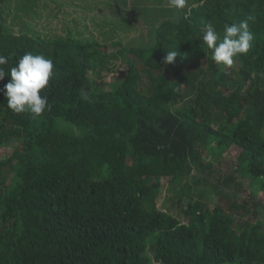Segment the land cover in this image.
Instances as JSON below:
<instances>
[{
	"label": "trees",
	"instance_id": "trees-1",
	"mask_svg": "<svg viewBox=\"0 0 264 264\" xmlns=\"http://www.w3.org/2000/svg\"><path fill=\"white\" fill-rule=\"evenodd\" d=\"M9 2L0 0V14ZM187 4L152 20L151 46L117 50L127 71L109 91L90 73L109 70L110 46L17 34L0 22V54L11 57L0 66V149L21 144L0 160V264H264L258 220L235 227L204 192L185 221L157 207L162 179L171 199L192 189L194 172L212 165V142L232 149L264 190V0ZM246 18L252 48L217 65L203 32L211 24L222 37L225 24ZM170 50L179 55L165 65ZM26 52L54 62L42 92L51 108L38 117L12 111L3 94Z\"/></svg>",
	"mask_w": 264,
	"mask_h": 264
},
{
	"label": "rangeland",
	"instance_id": "rangeland-1",
	"mask_svg": "<svg viewBox=\"0 0 264 264\" xmlns=\"http://www.w3.org/2000/svg\"><path fill=\"white\" fill-rule=\"evenodd\" d=\"M59 1L61 3H52L50 0H12L3 5L0 22L5 29L12 28L17 34H40L43 38H51L50 41L66 36L80 39L83 44L110 46L111 56L116 59L106 63L108 66L112 64L107 66L109 70L99 77L90 73V79L94 86H99V91H109L111 86L119 85L126 74V66L118 59L117 50L151 46L157 25L152 20H159L161 15L170 14L172 10L168 0ZM134 64L141 71L143 66L138 59ZM231 77L236 85L243 87L240 76L234 74ZM144 81L148 86V80L145 78ZM71 129L77 134L82 133V130L74 127ZM20 147L19 143L5 144L0 149V160L10 157ZM234 154L232 149L218 147L216 142H212L206 157V162L212 165L206 167L204 172H194L193 178L189 179L192 189L184 190L178 199H171L167 196L169 180L162 179L157 207L185 221V207L199 200L198 192H204L207 193L205 202H208L209 208H224L229 216L233 215L231 221L235 227L255 220L264 225V207L260 204L264 202L263 182L241 169Z\"/></svg>",
	"mask_w": 264,
	"mask_h": 264
},
{
	"label": "clouds",
	"instance_id": "clouds-1",
	"mask_svg": "<svg viewBox=\"0 0 264 264\" xmlns=\"http://www.w3.org/2000/svg\"><path fill=\"white\" fill-rule=\"evenodd\" d=\"M170 7L183 10L187 0H168ZM254 35L249 30V20L246 18L239 23L225 24L222 37L211 24L202 35V46L211 50V59L217 65L231 67L235 58L246 55L253 46ZM179 53L176 50L166 51L163 63L173 64ZM10 56L0 54V66L8 64ZM11 80L5 85L3 94L7 98V106L16 113L29 111L34 116L42 115L50 110L51 105L42 92L49 86L54 75V62L43 54L34 55L26 52L18 58L10 68ZM5 78V72L0 67V81ZM83 94V93H82ZM87 99V96L84 97Z\"/></svg>",
	"mask_w": 264,
	"mask_h": 264
},
{
	"label": "crops",
	"instance_id": "crops-1",
	"mask_svg": "<svg viewBox=\"0 0 264 264\" xmlns=\"http://www.w3.org/2000/svg\"><path fill=\"white\" fill-rule=\"evenodd\" d=\"M58 2H60L59 0H57ZM156 23V22H155ZM158 24V23H157ZM156 27H157V25H156Z\"/></svg>",
	"mask_w": 264,
	"mask_h": 264
}]
</instances>
